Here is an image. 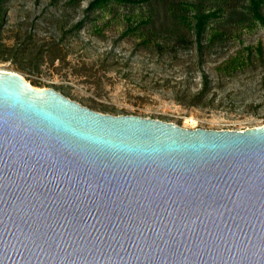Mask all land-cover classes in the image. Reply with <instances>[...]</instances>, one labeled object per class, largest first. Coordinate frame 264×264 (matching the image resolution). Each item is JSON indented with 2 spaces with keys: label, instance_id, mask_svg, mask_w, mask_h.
<instances>
[{
  "label": "water",
  "instance_id": "1",
  "mask_svg": "<svg viewBox=\"0 0 264 264\" xmlns=\"http://www.w3.org/2000/svg\"><path fill=\"white\" fill-rule=\"evenodd\" d=\"M0 264H264V124L103 113L0 70Z\"/></svg>",
  "mask_w": 264,
  "mask_h": 264
},
{
  "label": "rangeland",
  "instance_id": "2",
  "mask_svg": "<svg viewBox=\"0 0 264 264\" xmlns=\"http://www.w3.org/2000/svg\"><path fill=\"white\" fill-rule=\"evenodd\" d=\"M4 10L0 43L11 46L34 32L35 50L42 45L47 49L62 29L84 15L81 8H72L62 19L58 16L62 4L51 5L50 0H6ZM123 12L99 18L93 27L85 24L78 35L69 34L53 64L48 54L33 61L10 58L1 48L0 70L18 72L35 87L54 88L103 113L139 115L187 128L243 130L264 124L263 24H241L234 14L215 27L218 32L198 52L196 42H184L168 32L161 34L159 44L125 35ZM111 49L112 56L105 54ZM238 53L246 58L242 66L225 69L226 61ZM202 71L209 80L205 97L191 105L189 99L202 87ZM181 96L187 100L176 99Z\"/></svg>",
  "mask_w": 264,
  "mask_h": 264
},
{
  "label": "trees",
  "instance_id": "3",
  "mask_svg": "<svg viewBox=\"0 0 264 264\" xmlns=\"http://www.w3.org/2000/svg\"><path fill=\"white\" fill-rule=\"evenodd\" d=\"M0 0V22L4 14V3ZM239 5H234L232 0H50L51 5L62 4V11L58 16L63 19L64 11L72 8H81L84 15L74 21L67 29H62L59 36H55L51 46L44 48V45L37 50L34 48V38L36 33L29 32L26 40L16 42L11 46L0 43V49L4 48L10 58H25L33 60L35 56L40 59L46 54L52 56L51 64L59 56L57 52H63L62 41L69 34H79L85 24L95 26L99 18H103L112 13L117 17L118 10L123 9L122 16L127 20L124 34H134L143 42H163L161 34L164 32L176 35L180 40L187 43L197 44V51L202 52L210 43L211 34L218 31L216 26H221L228 22L234 14L240 16L241 24L246 21H253L264 25V0H238ZM86 3L82 7L83 3ZM66 27V24H64ZM186 39V40H184ZM111 49L105 54L112 56ZM246 58L238 54L232 56L223 65L225 69L242 66ZM247 60H253L252 51H249ZM34 61V60H33ZM243 61V62H242ZM37 64L33 65L36 66ZM37 67V66H36ZM25 69V66L21 67ZM209 83L208 75L202 71V87L194 94L193 99H189L191 105L200 103L205 97V90ZM98 85H102V80H98ZM65 95L64 92H61ZM177 100H187L186 97H176Z\"/></svg>",
  "mask_w": 264,
  "mask_h": 264
}]
</instances>
